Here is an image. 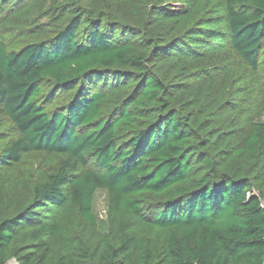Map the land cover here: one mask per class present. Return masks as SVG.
Instances as JSON below:
<instances>
[{
	"label": "trees",
	"instance_id": "16d2710c",
	"mask_svg": "<svg viewBox=\"0 0 264 264\" xmlns=\"http://www.w3.org/2000/svg\"><path fill=\"white\" fill-rule=\"evenodd\" d=\"M23 1L46 23L0 33V264H264V0Z\"/></svg>",
	"mask_w": 264,
	"mask_h": 264
},
{
	"label": "rangeland",
	"instance_id": "374dc122",
	"mask_svg": "<svg viewBox=\"0 0 264 264\" xmlns=\"http://www.w3.org/2000/svg\"><path fill=\"white\" fill-rule=\"evenodd\" d=\"M6 3V0H0V33L4 36V41L8 50L14 51L26 43L38 41L35 29L37 26L44 25L46 23L44 16L38 15V12L35 10L38 4L34 3V1H26V4L23 1L17 6H10ZM170 6L174 11H183V7L178 4H172ZM207 20L209 21V23L205 26L207 30L211 29L216 33L223 32L224 29L223 26H221L220 14L212 16L211 18L209 17ZM217 43L220 44L221 47H224L225 42H223V40L220 42L217 41ZM200 46H203V44H200ZM214 47L215 45L206 47L205 44V46L201 49L208 50ZM262 120L264 121V114L262 116ZM41 159L42 157H39L35 162L32 158H28L29 161L36 163V167ZM51 160L53 159H48V162H51ZM94 204L95 211L101 218H104L106 210V195L102 189L97 191L94 198ZM7 264H15V262L11 260Z\"/></svg>",
	"mask_w": 264,
	"mask_h": 264
}]
</instances>
